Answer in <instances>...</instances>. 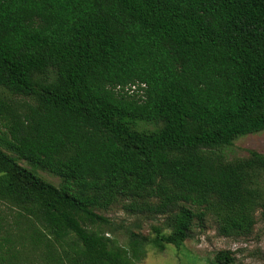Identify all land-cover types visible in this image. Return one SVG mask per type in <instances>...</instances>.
I'll use <instances>...</instances> for the list:
<instances>
[{
	"label": "trees",
	"instance_id": "1",
	"mask_svg": "<svg viewBox=\"0 0 264 264\" xmlns=\"http://www.w3.org/2000/svg\"><path fill=\"white\" fill-rule=\"evenodd\" d=\"M262 130L264 0H0V264H139L143 235L89 228L120 198L162 248L209 213L250 234L264 154L225 148Z\"/></svg>",
	"mask_w": 264,
	"mask_h": 264
},
{
	"label": "rangeland",
	"instance_id": "2",
	"mask_svg": "<svg viewBox=\"0 0 264 264\" xmlns=\"http://www.w3.org/2000/svg\"><path fill=\"white\" fill-rule=\"evenodd\" d=\"M149 128L153 125L147 124ZM13 156L18 155L6 150ZM258 151L264 154V130L241 136L232 145L225 148L228 161L246 159L250 152ZM20 164L27 168L32 166L28 161L19 158ZM38 174L54 185H61L62 177L46 169H37ZM264 190V174L261 180ZM130 201L120 198L108 209H97V212L109 221L89 225V228L99 233H105L114 238L119 244L127 246L130 232L135 231L143 235L146 249L145 258L139 264H218L215 255L219 250H230L240 264H264V218L261 208L257 211V222L248 235L223 236L218 231L216 217L209 213L203 223L196 222L189 237L177 247L166 244L164 248L154 243L157 229L161 234H169L170 228L166 223V216L149 212H132L126 205ZM156 203V200L152 201Z\"/></svg>",
	"mask_w": 264,
	"mask_h": 264
},
{
	"label": "built area",
	"instance_id": "3",
	"mask_svg": "<svg viewBox=\"0 0 264 264\" xmlns=\"http://www.w3.org/2000/svg\"><path fill=\"white\" fill-rule=\"evenodd\" d=\"M135 87V86H134Z\"/></svg>",
	"mask_w": 264,
	"mask_h": 264
}]
</instances>
